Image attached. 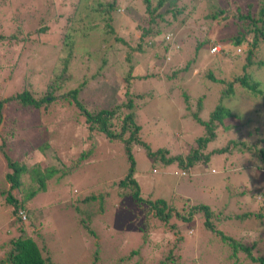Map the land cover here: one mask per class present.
Instances as JSON below:
<instances>
[{
  "label": "rangeland",
  "instance_id": "1",
  "mask_svg": "<svg viewBox=\"0 0 264 264\" xmlns=\"http://www.w3.org/2000/svg\"><path fill=\"white\" fill-rule=\"evenodd\" d=\"M109 1L116 5L110 21L115 32L110 41L114 37H120L130 45H135L143 35V27L153 25L154 29L159 26L161 30V34L155 37L157 44L165 39L181 46L177 50L179 53L174 54L169 64L163 62L159 66L147 67L149 72L154 73L151 79L135 81L136 91L151 93L145 94L136 102L142 138L155 149L168 144L174 137L176 127H185L191 131L188 133L186 129L183 132L184 142L193 140L195 136L202 134L203 127L196 128L193 123L187 122L184 114L194 113L197 98L205 94L200 117H209L218 102L219 89L223 85L215 84L206 74L211 70L218 77L228 61L233 64L237 59L220 53L222 46L228 49L227 53L234 51L233 44L222 42V39H227L237 30L232 25V15L227 19L219 17L210 22L205 20L204 14L214 0H179L177 6H183V11L176 19H172L171 24H166L160 17L150 22L143 0H104ZM223 1H229L232 7L244 2ZM77 2L78 0H0V33L4 34L2 36L15 37L12 44L6 39L0 40V101L24 88L29 89L36 97L44 94L51 74L50 66L54 62L55 53L52 52H59L51 45L61 39L63 27L67 26L65 23L69 25L68 18H71L70 14L76 9ZM152 2L155 4L156 0ZM89 35L91 40V37L97 39L100 35L107 34L98 30ZM143 37V40L150 38L148 34ZM208 39L222 45L218 53L210 52L211 43L209 44ZM201 40L203 43L198 46ZM76 42V47L83 43ZM118 45L124 47L123 51L119 50L116 54V58L122 63L128 47L117 41L115 46ZM169 45L171 46L170 43ZM82 49H75V54L81 53ZM150 49L153 50L154 47H146L144 52L136 50L133 54L147 55ZM236 50L241 54L243 52V49ZM151 53L148 52V55ZM192 57L195 63L192 62L188 71L182 75L180 70L184 64L181 61ZM80 59L78 57L68 69L67 77L74 81L82 76H89L91 72L97 73V78L93 81L91 79L90 85L79 96L88 108H103L112 97L116 99V90L109 85L112 79L104 78V74L113 78L111 68L117 72L116 66L112 64L114 59L110 57L100 68L93 64L89 71L79 63ZM143 62L148 61L145 59ZM56 63L61 66L60 60L57 59ZM123 69L119 65V71ZM173 72L177 75L169 78ZM100 81L104 82L100 84ZM94 85L96 88H92ZM168 86H171L170 90L167 89ZM183 92L186 94L183 95ZM57 99L46 107L30 106L26 109L13 106L14 102L11 101L4 102V126L0 127V145L4 142L0 149L12 159H25L31 164L39 162L40 167H45L48 158L55 154L63 165L70 166L78 158V152L89 144L84 145L86 139L95 143L92 155L81 161L74 171L62 178L52 177L47 181L46 189L33 194L28 201L31 214L29 221L33 223L29 230L38 234L36 239L40 247L44 248L43 254L51 256L54 264H256L243 253L235 259L203 227L202 220L182 226L179 215L187 213L186 200L208 204L216 212L264 211V168H260L258 164L259 153L248 151L243 145L239 147L241 150L234 149L229 156L216 154L208 163L193 167L183 175L176 165L159 166L143 149L133 147V176L139 183L142 198L145 201L162 198L169 207L176 206L160 220L150 204L144 201L138 204L130 196H118L117 182L129 172L130 164L122 143L108 141L102 132H94L92 137H87V129L80 127L83 116L79 109L62 98ZM222 103L234 113L240 114L243 120L250 117L252 120L248 122V126L250 123L249 128L254 134L230 128L209 143V150L221 147L229 138H239L246 144L247 139L255 143L257 138H264V131L260 130L264 124L262 95H253L236 85L234 95L222 99ZM238 122V118L232 117L229 124ZM257 145L259 148L261 142ZM171 149L177 150L176 146ZM6 167L0 150V191L9 188L4 180V173L6 169L9 170ZM33 186L26 181L23 194L17 190H13V193L20 199L25 196V190L30 191ZM99 193L105 196L102 198L97 195L96 199L83 200L87 195ZM6 196V193L0 194V259L5 257L4 251L9 247L10 239L21 234L11 215L13 206L7 204ZM166 208L164 213L168 210ZM177 211L180 214L176 215ZM84 223L91 227L94 234L87 231ZM222 225L229 230L230 235L255 244L251 250L252 257L264 256V217L252 216L248 221L240 220L231 225ZM179 229L184 237V248L180 247L181 244L172 246L171 241H175ZM190 229L194 230L193 234H189Z\"/></svg>",
  "mask_w": 264,
  "mask_h": 264
},
{
  "label": "trees",
  "instance_id": "2",
  "mask_svg": "<svg viewBox=\"0 0 264 264\" xmlns=\"http://www.w3.org/2000/svg\"><path fill=\"white\" fill-rule=\"evenodd\" d=\"M87 1H89V3ZM143 1L146 4L145 11L150 22H153L156 17H160L161 20L166 21V24H171L184 8L183 6H177L179 0H156L155 4H153L152 0ZM115 6L113 1L78 0L76 9L70 14L71 18H68L69 25L65 23L67 26L63 27L61 39H59V42L55 41L51 45L55 51L59 52H57V54L56 52H52L53 54L55 53L53 57L54 62L50 66L51 74L48 78L49 81L47 82L46 91L41 96L36 97L29 89L24 88L21 91H17L14 95L2 99L0 101V127L4 126V111L6 108L3 109L4 102H14L13 106L24 109L30 108V106L32 108L46 107L57 98H62L70 104H74L83 116L80 127L87 129V137H92L94 132H102L105 139L108 141H120L125 149L127 159L130 162L129 172L117 182L119 187L118 196L120 198L130 196L131 199L138 204H141L142 201L150 204L151 207L156 210L155 215L160 218V220L169 215L176 206L172 205L169 207L167 201L162 198H158L154 201H145L142 198L139 183L133 176L135 170V161L132 154L133 147L137 146L143 149L147 155L156 160L159 166L167 167L172 164L176 165L183 175L187 174L193 167L208 163L212 156L216 154L229 156L234 149L241 150L242 148L239 147L243 145H245L248 151H253L255 154L259 153L258 164L260 168H264V138H257L254 141L255 143L247 139L248 144L239 138H229L221 147H215L209 150L208 146L219 134H225L230 128H234L238 132H247V134L251 135L254 134L249 128L250 123L248 126V122H251L252 119L249 117L243 120L240 114L234 113L230 107L225 106L222 103V99L234 95L236 85L247 89L253 95L258 94L264 97V0H244L243 3L235 7H232L229 1L214 0L212 2L210 9L204 14L205 20L208 19L212 22L219 17L227 19L231 14L233 17L232 25L237 29L235 34L225 40L222 39L224 43L233 44L234 51H229V53H227L228 49L221 45L222 49L220 53L228 55V57L234 56L237 57V59L240 58L241 61L238 59L236 63V59L232 62L234 65L230 64L231 61H228L227 64L224 65V70H222L218 77L215 76L214 72L211 70L206 74L215 84L221 83L223 85L219 89L220 96L218 102L211 110L207 119H202L200 117L205 94H201L197 98L196 111L194 113L184 114L183 117L187 122L193 123L196 128L199 126L203 127L202 134L195 136L191 141L184 142L182 138L183 132H186L187 129V132L190 133V128L176 127L177 130L174 131V137L168 141V144L155 149H153L149 142L144 140L140 134L141 126L139 123V115L137 114L138 105L136 103L142 96L151 93L136 91V82L137 80L141 81L142 78L146 80L151 79L154 73L149 72L147 67H149V65L159 66L160 63L163 62L169 64L172 62L174 54L179 53L178 51L181 46L179 44L176 45L174 42L166 41L165 39H162L161 42L157 44L155 37L161 34V30L159 26L158 29H154L153 25L143 27V35L136 41L135 45H130L120 37H114L113 41H110L111 36L115 32V27L110 24V21L113 19V13L116 10ZM41 29L42 28H40V30ZM98 30L107 35H100L97 39L91 37V40H89V34ZM144 34H148L150 38L143 40ZM2 35L4 34L0 33V40L6 39L10 42L9 44L14 42L13 38L15 37H6ZM76 41L83 43L76 47ZM117 41L123 42L124 45L128 47V50L124 53V62L122 63L118 61L116 54L119 53V50L123 51L124 47L120 45L115 46ZM202 41L203 40L199 41L197 45H201L203 43ZM208 41L209 44H220L210 39H208ZM37 46H39V44ZM146 47H154L153 50L150 49V51H148L149 53L153 51L150 55H148V52L147 55L141 54V56L138 53H136V55L133 54L136 50L144 52V48ZM79 48H83L82 52H78L76 55L75 49ZM236 49L239 51L243 49L242 54ZM61 51L65 53L61 54ZM170 54H172L171 57H168ZM137 55H139L138 58H135ZM78 57H81L79 63L87 71L90 70L93 64L98 65L100 68L109 61L110 57L114 59L112 64L116 66L117 72L111 68V71L113 70V78L111 75L105 74L104 78L112 79L109 81V85L114 86L116 90L114 93L116 99L112 97L105 107L88 108L80 100L81 96H79L81 91L90 85V80L92 79L93 81L97 78V73L91 72L89 76L85 75L74 81H71L73 78L69 79L67 77L68 69L73 66L74 61L77 60ZM57 59L61 61L60 67L56 63ZM145 59H147L148 62H143ZM193 60L194 58L192 57L188 60L184 59L181 61L182 64H184V67L180 70L182 75L185 71H188ZM119 65L124 67L122 71H119ZM238 65H241V67ZM237 67L240 69H237ZM101 73L103 74V71H101ZM175 75H177V73L173 72L169 78ZM71 82L74 84H71ZM103 82L104 81H100V84ZM106 86L108 85L106 84ZM92 88H96L95 85ZM167 89L170 90L171 86H168ZM184 94L186 93L183 92V95ZM261 110L264 111V106H261ZM232 117L238 118L239 122L236 124H229ZM256 129L257 127L255 131ZM260 130L264 131V124L261 126ZM84 139H86V137ZM260 142L261 146L258 148L257 144ZM3 144L4 142L2 141L0 146H3ZM85 144L88 145L78 152V158L73 164L70 163V166L67 164L63 165L64 163L62 164L61 159L56 154L48 158V164L45 167H40L39 162L31 164L25 159L21 161L12 159L8 153L0 149L3 152L6 166L9 169H6L4 173V180L9 184V188L5 191H0V194H2V192L7 194V204L13 206L11 210L13 221L17 225V230L21 233L18 237L10 239L8 244L9 247L4 251L5 257L0 259L1 264H54L51 260V256L43 254L44 248L40 247L36 239L38 234L34 230H29L33 226V223L29 221L31 214L28 201L33 194L46 189V184L49 179L54 176L62 178L63 175L74 171L75 168L80 165L81 161L89 158L96 148L95 143L87 141L86 139L84 145ZM178 144H181L179 148ZM43 145L45 146V143ZM175 146L177 150H172L171 148ZM26 181L34 186L31 187L30 191L25 190V196L19 199V197L13 193V190H17L20 194H23V186L26 185ZM70 184L72 185L71 182ZM97 195L102 198L105 196L102 193L91 194L84 197L83 200L96 199ZM184 202L187 204V213L186 215H179L182 226L190 222L195 223L202 220L203 227L213 234L214 236L212 237L218 240L219 245L223 246L225 249L227 248L228 252H230L235 259H238L239 254L243 253L250 257L256 264H264V256L252 257L251 255V250L253 246H255L254 243H247L242 241L240 237L230 235L229 230L223 228L222 225L223 223H229L231 225L240 220L248 221L252 216L255 218H262L264 217V211L232 212L218 210L216 212L210 205L205 203H193L189 200ZM165 207H167L166 209L168 210L164 213ZM178 214H180L179 211L176 212V215ZM84 225L88 232L94 234L88 224L84 223ZM193 233L194 230L190 229L189 234ZM164 240L168 241L166 238H164ZM183 241L184 237L179 229V235L176 237L175 241H171L173 242L172 246L177 247L181 244L180 247L184 248L185 244H182ZM234 264H236V262H234Z\"/></svg>",
  "mask_w": 264,
  "mask_h": 264
},
{
  "label": "built area",
  "instance_id": "3",
  "mask_svg": "<svg viewBox=\"0 0 264 264\" xmlns=\"http://www.w3.org/2000/svg\"><path fill=\"white\" fill-rule=\"evenodd\" d=\"M220 48H221V45L220 44H217V43H212L209 47L210 49V52H216L218 53L220 51Z\"/></svg>",
  "mask_w": 264,
  "mask_h": 264
}]
</instances>
